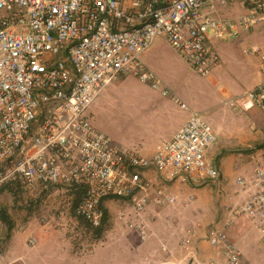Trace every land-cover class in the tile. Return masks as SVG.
I'll return each instance as SVG.
<instances>
[{
    "label": "built area",
    "instance_id": "built-area-1",
    "mask_svg": "<svg viewBox=\"0 0 264 264\" xmlns=\"http://www.w3.org/2000/svg\"><path fill=\"white\" fill-rule=\"evenodd\" d=\"M235 1L0 0V189L75 187L82 191L77 214L94 228L105 223L103 202L120 199L130 213L122 210L119 219L142 241L149 238L145 212L150 205L172 206L177 196L146 172L195 188L219 182L220 171L207 156L216 132L192 112L149 157L119 147L89 113L108 87L130 75L164 97L172 95L144 61L159 38L199 77H208L221 64L214 42L264 21V0H246L249 14L222 19L221 11ZM250 53L264 61L259 47ZM225 105L264 113V81ZM236 185L245 197L234 213L251 223L264 244V160L250 176L237 177ZM7 230L0 213V264H12ZM207 238L224 260L203 261L191 251L181 264H244L223 229H210ZM37 244L30 239V246Z\"/></svg>",
    "mask_w": 264,
    "mask_h": 264
},
{
    "label": "crops",
    "instance_id": "crops-1",
    "mask_svg": "<svg viewBox=\"0 0 264 264\" xmlns=\"http://www.w3.org/2000/svg\"><path fill=\"white\" fill-rule=\"evenodd\" d=\"M245 1L233 2L221 11V18L235 21L249 14ZM164 41L159 38L156 43L165 44ZM213 46L221 56V64L208 77L191 80L185 87L174 89L165 84L171 90L172 97H164L155 91L154 116L150 117L155 120L154 135L139 146L121 148L150 157L159 144L173 138L192 112H197L211 123L216 132L217 141L207 156L219 169L221 180L195 188L170 183L156 171L149 170L146 176L157 186L177 196V202L172 206L148 208L144 214L149 229L148 239L142 241L119 219V213L123 210L121 200L108 199L102 205L108 229L98 240L91 238L93 249L84 248L80 240L71 241V236L76 231L79 233L78 226H49L47 221L39 226L33 222L20 228L13 225L5 245L12 264H181L188 249L192 248L191 243L194 246L192 249L199 250L202 259L223 261L221 252L213 249L207 241L212 228L223 229L227 233L229 240L241 252L244 264H264V244L258 232L245 217L234 213L237 204L245 197L243 194L236 196L239 190L236 179L241 175L250 176L257 161L264 159V135L260 130L254 132L253 115L231 111L225 105L227 100L254 89L264 81V61L261 55L250 53L257 46L264 55V21L237 37L219 39ZM159 63L165 64V58L155 53V74L164 83L167 81ZM116 88L113 84L103 94L107 95V91ZM173 97L181 99L187 109L176 103ZM143 103L149 105L152 101ZM45 190L37 187L34 192L28 193L32 195ZM0 191H5V188ZM78 194L82 196V191ZM15 230L22 236H27L24 232L29 230L31 234L27 239L32 236L38 238V245L30 246L28 243L24 247L23 242L19 244L16 240L21 235L16 234ZM29 255L35 259L31 260Z\"/></svg>",
    "mask_w": 264,
    "mask_h": 264
},
{
    "label": "rangeland",
    "instance_id": "rangeland-1",
    "mask_svg": "<svg viewBox=\"0 0 264 264\" xmlns=\"http://www.w3.org/2000/svg\"><path fill=\"white\" fill-rule=\"evenodd\" d=\"M155 53L162 54L165 58L166 63H159V66L161 71L164 72V80L167 81L164 83L169 88L170 86H173L174 89L177 87H185L189 81L201 79V77L194 73L188 67L187 63L181 59L166 42L165 44L161 42L154 43L146 53L148 55L145 62L152 67L153 70H151L154 73ZM114 85L117 87L114 91L109 90L107 91V95L103 94L104 96L102 95V97L98 99V103L96 102L97 105L89 113L90 120L100 131L110 136L119 147L132 148L139 146L143 141L152 137L155 132V120L150 118L154 116L155 90L152 89L150 85L143 83L138 77L131 75L120 78L114 82ZM149 100L152 101V104L145 105L143 103ZM132 105L135 106L136 109H134ZM229 109L231 110V108ZM238 112L241 114L247 113L253 115L254 118L251 121L254 126V132L260 130L264 135V113L260 109ZM217 118L219 119L218 116ZM263 160L264 159L261 161ZM7 189L8 188H6L5 191H0V208L4 209L8 216V222L6 223L8 229L6 232V243L13 225L20 228L27 223L33 222L39 226V224L42 225L44 221H47L49 226H64L69 228L73 225L78 226L79 233H76V231L73 236H71V241L79 242L80 240L84 248L91 250L94 248L92 245L93 239L91 238L96 237V240H98L105 235L108 229L106 221L102 227L94 228L77 214V208L82 198V196L78 194L80 190L71 187H48L45 190L46 192H35L31 195L21 189L15 192ZM150 206L152 207V205ZM120 207L128 213L130 212V206L125 201H121ZM9 211H11V213ZM247 222L249 221L247 220ZM15 233L19 235L22 234L18 230H15ZM24 234L27 236L21 235L16 241L19 244L23 242L24 247H26L29 243L28 240L34 236L27 239L28 235L31 234L29 230H26ZM88 237H90L89 240L87 239ZM75 245L77 248L79 247L78 244ZM209 245L211 246L210 243ZM191 247L194 248L192 243ZM191 249H188L182 261L188 259L189 254H191ZM215 250L220 253V250ZM192 252H195L199 259L203 261H215L202 259L197 248L192 249ZM29 257L31 260L35 259L32 255H29Z\"/></svg>",
    "mask_w": 264,
    "mask_h": 264
},
{
    "label": "trees",
    "instance_id": "trees-1",
    "mask_svg": "<svg viewBox=\"0 0 264 264\" xmlns=\"http://www.w3.org/2000/svg\"><path fill=\"white\" fill-rule=\"evenodd\" d=\"M3 188H7V187H3ZM74 189H76L75 187H74ZM0 213H1V216H2V220L5 222V223H7L8 222V216L6 215V211H4V209H1L0 208Z\"/></svg>",
    "mask_w": 264,
    "mask_h": 264
},
{
    "label": "clouds",
    "instance_id": "clouds-1",
    "mask_svg": "<svg viewBox=\"0 0 264 264\" xmlns=\"http://www.w3.org/2000/svg\"><path fill=\"white\" fill-rule=\"evenodd\" d=\"M145 84H146V83H145ZM164 84H165V83H164ZM148 85H149V84H148ZM171 97H172V96H171ZM241 176H242V175H241ZM1 189H2V188H1ZM1 189H0V190H1ZM236 196H237V194H236ZM115 199H116V198H115ZM117 200H120V199H117ZM121 201H122V200H121ZM129 210H130V209H129ZM147 210H148V209H147ZM125 227H126V226H125ZM126 228H127V227H126Z\"/></svg>",
    "mask_w": 264,
    "mask_h": 264
}]
</instances>
